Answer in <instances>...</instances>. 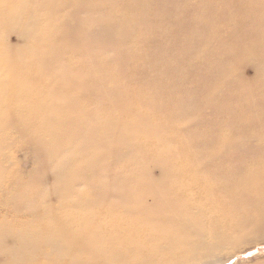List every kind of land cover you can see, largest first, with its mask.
I'll return each mask as SVG.
<instances>
[{
  "label": "bare ground",
  "instance_id": "1",
  "mask_svg": "<svg viewBox=\"0 0 264 264\" xmlns=\"http://www.w3.org/2000/svg\"><path fill=\"white\" fill-rule=\"evenodd\" d=\"M37 1L45 20L34 26L33 43L43 49L42 58L30 47L26 55L23 47L13 54L0 48V154L11 128L29 144L35 175L27 179L37 184L36 173L48 165L55 169L54 182L47 191L23 186L25 179L14 175L8 187L0 185L4 262L25 264L55 255L67 264H207L230 236L218 221L230 204L255 206L251 227L264 230V0H140L144 5L135 20L148 30L138 35L147 43L140 52L151 54L154 48L157 60L144 65L143 59L125 80L100 64L107 55L87 50L98 37L81 29L90 13L74 18L81 42L69 58L56 43L39 39L49 32L67 38L65 17L76 16L83 0ZM110 1L121 2V8L104 0L93 7L117 15L114 24L104 20L99 32L118 28L128 38L130 30L118 18L125 17L122 7L137 0ZM17 2L0 0L2 33L4 23L18 19ZM161 29L173 34L163 44ZM17 34L19 44L29 41L27 34ZM155 37L160 39L153 47ZM177 39L182 44L171 48ZM51 52L54 62L46 64ZM243 55L259 67L257 78L247 81V95L239 84L230 86L227 72ZM37 58L44 67L29 62ZM1 65L9 67L1 70ZM194 97L209 108L197 121L180 107ZM223 120H234L255 142L226 154L197 149L209 122ZM5 172L0 161V178ZM85 185L89 191L81 190Z\"/></svg>",
  "mask_w": 264,
  "mask_h": 264
},
{
  "label": "rangeland",
  "instance_id": "2",
  "mask_svg": "<svg viewBox=\"0 0 264 264\" xmlns=\"http://www.w3.org/2000/svg\"><path fill=\"white\" fill-rule=\"evenodd\" d=\"M104 3L109 4L107 6L114 8V10L121 8L122 4L121 2L116 1L111 3L110 0H104ZM38 4L39 3L37 0H20V3L17 2V7L19 9H16L15 18L18 19H15V22L13 24L4 23L3 33L0 30V48L2 49V51L13 54L12 52L15 53V49L22 52L24 48L25 52L23 55H26L28 53V47L31 48L32 54L34 55H38L41 53V51H43L42 48H40L38 45H34L33 43L34 41H36L38 36L37 28H34V26L37 27L38 24L41 25V22L45 20V18L41 15L42 10H38ZM97 4L98 0H83L76 5L78 8L76 16L69 17L67 19L65 17V23L69 26V28H66L68 30L67 34H74L73 38L68 37L67 34V38H63L60 36H56V33L54 35L52 32H49L44 34L41 33L39 39L40 37H45V40L47 42V39H49L50 41H52V43H56L55 46L59 48L61 56H63L64 58H69V55H72L71 52L75 50L72 46L76 43L81 42L77 39L79 36L78 31L73 28V25L76 24L75 19L81 17V15H84L85 13H90L91 18L84 23H81V29L83 26V29L87 32L86 36L91 37L90 34L97 33L98 37L95 40V45H92L91 48L87 47V50L92 49L93 53L97 52L98 57H100L99 55H107L104 56L102 61H100V64H102L103 66H107L106 68L110 70V73H112L117 80L127 79V77L132 74V69L137 65L139 66L143 63V59H145L144 65L148 62V60H157V54L154 48L151 54L143 53L142 55L140 52L143 49V46L144 48L145 46H147V43L142 41V37L139 38L138 36L146 29V27L138 19L135 20L139 13L138 7L141 8V6L144 5L140 0L133 2L129 6L122 7V9L124 10L123 15H125V17L118 18L121 20H125L126 25L128 26L127 31L128 29L130 30V33H128V38H124L121 34H119L118 28H116L115 30H110L106 35H103L99 32V27L101 25H105L104 20L105 23L114 24V21H116L115 17L117 15L115 13L111 15L106 10L93 8L97 6ZM107 6H105V9H107ZM196 7L197 4L192 5L193 9H196ZM65 13L66 15H69V7L65 9ZM143 15L149 19H152L153 22H158L156 17L149 13H145ZM50 19L56 21V18L53 16H51ZM93 19H96L97 21L98 19H100V21L101 19H103V21L100 24H97ZM22 21H26V23L30 25L25 30L22 29L23 27L21 25H19V23ZM11 29L12 31H10ZM217 30L221 32L219 28L216 29V31ZM205 31H208V29H203L202 33H204ZM17 33L27 34V40L29 41L24 44H19ZM171 33L161 29L160 37L162 40V44L171 40L173 36V34L171 35ZM148 35L151 36L152 33L150 32V34ZM158 39L160 38H152L151 42L153 44V47L155 46V44H157ZM180 44L182 43L178 39L174 44L173 41L170 42V45L172 46L171 48H173V46L177 47ZM118 53H120V55H117ZM42 56L43 54L41 53L39 57L42 58ZM50 57L51 59L48 58L46 64L49 62H54V55L52 52ZM230 57L231 59H233L234 55ZM27 61L29 60L27 59ZM29 62H31L33 66L44 67L45 61L43 59L37 58ZM191 62L194 63L193 60H191ZM8 67L9 66L1 65V70ZM199 69L196 70V73L200 71ZM258 71L259 67H257L256 59L246 57L245 55L240 56L239 58L236 57L235 61L232 60L231 62L230 71H227L231 79L230 86H233L235 88L236 84H239V90L241 91V94L247 95V85L249 86V88H251L250 83H248L247 81H252L257 78ZM152 72L155 73V71ZM51 75L53 76L55 74L52 73ZM6 140L8 144L2 149L0 154V156L2 155L4 159H0V161L4 166L6 172L3 173V176L0 178V185H3V187H8L9 182L15 179L14 175H19L21 176V179H25V183L23 184V186H30L37 189L42 188L47 191L52 190L54 182V177L52 178V176H54L55 174V169L49 168V166L46 165L42 170H39V172L36 173V176L38 178L37 184L34 181L28 180V175H30L32 178L35 175V171L31 166L29 144L22 139L13 136L11 128H9V131H7L6 133ZM152 172L156 174L155 168L152 169ZM81 190L89 191L86 185L82 186ZM8 200L11 202L13 198L8 196ZM255 213V206L243 204H240L239 206H235L233 204L228 205L226 210L219 216L218 221L219 224L228 226L230 236L226 240V242H223L217 247V249H215L212 256L208 258L209 261L207 262V264H264V230L257 231L251 227V222ZM231 229L233 231H231ZM11 263V259H9L5 263L3 257H0V264ZM60 263L67 264L68 259L58 260L55 258V255H52L45 256L39 260H35L33 262L25 264Z\"/></svg>",
  "mask_w": 264,
  "mask_h": 264
},
{
  "label": "snow or ice",
  "instance_id": "3",
  "mask_svg": "<svg viewBox=\"0 0 264 264\" xmlns=\"http://www.w3.org/2000/svg\"><path fill=\"white\" fill-rule=\"evenodd\" d=\"M249 55H255V52H249ZM264 57V51L260 53ZM181 110L185 116L190 117L193 121L204 119L209 110L208 107H202L199 97L181 102ZM193 128L198 127L193 123ZM239 137V139H237ZM255 139L244 135L242 129H239L234 120L210 121L207 128L200 134L195 143L197 149L209 148L217 150V153H225L242 144L254 143ZM261 156L264 157V136L261 137ZM222 145V146H221ZM227 163V161H224ZM264 228V224L261 225Z\"/></svg>",
  "mask_w": 264,
  "mask_h": 264
}]
</instances>
